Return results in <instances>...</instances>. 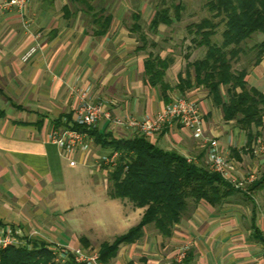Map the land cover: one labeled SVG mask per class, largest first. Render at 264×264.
<instances>
[{"label":"crops","instance_id":"obj_1","mask_svg":"<svg viewBox=\"0 0 264 264\" xmlns=\"http://www.w3.org/2000/svg\"><path fill=\"white\" fill-rule=\"evenodd\" d=\"M101 1L105 0L91 3L95 7ZM119 4L114 13L105 7H95L90 13L71 0H35L23 11L0 15V237L8 230L18 237L39 232L71 249H81L83 238L100 247L140 223L144 209L109 195V172L103 160L111 154L110 149L89 134L88 151H63L50 140V134L73 125L79 90L87 91L92 102H103L112 116V120L104 119L97 126V135L115 139L137 136L132 130L117 127L113 119L142 118L169 103L159 88L147 82L145 61L151 53L174 59L165 76L172 88L171 102L177 95L200 102L202 132L218 141L221 152L233 165L234 176L249 173L244 170L245 154H264V135L243 153L245 131L226 122L223 113H216L203 87L184 94L176 89L187 63L185 54H177L168 45L160 46L158 39L167 27L160 26L159 33L152 36L143 28L150 43L140 50L141 35L130 31L137 12L124 11L123 2ZM95 15L112 17L105 35L97 33ZM154 16L148 19L149 25ZM141 17L144 27L147 19ZM36 43L40 45L38 53L23 62L24 53ZM262 65L264 59L250 71L248 83L264 92V70L258 72ZM146 137L157 147L176 151L206 167L208 146L191 130L176 124ZM233 148L241 152L242 160L232 156ZM223 205H196L192 217H184L176 225L166 253L187 249L190 264H249L263 256L264 242L254 227L263 230L255 212L248 229H242L237 211ZM123 229L126 231L111 235ZM153 238L164 237L156 228L149 233L144 230L141 240L149 244L151 251ZM141 240L129 246L136 247ZM124 246L120 250L129 248Z\"/></svg>","mask_w":264,"mask_h":264},{"label":"trees","instance_id":"obj_2","mask_svg":"<svg viewBox=\"0 0 264 264\" xmlns=\"http://www.w3.org/2000/svg\"><path fill=\"white\" fill-rule=\"evenodd\" d=\"M71 1L86 12L91 13L95 8L91 0ZM206 7L211 17L188 28L190 34L194 35L192 46L196 49L204 48L205 54L194 62H190L189 52L185 54V72L180 73L176 89L184 94L193 88L203 87L213 106L221 109L224 120L228 123L235 122L238 128L245 131L247 144L243 153H247L264 131V92L250 86V72L247 68L236 70L234 64L248 52L255 53L254 67L261 65L264 59V40L249 50L245 48L255 34L264 35V0H207ZM171 8L155 12L149 25L152 34H158L162 25L171 27L181 21L184 10L182 3H173ZM64 9L69 14V8ZM141 18L140 13L133 15L134 24L130 31L141 35L143 46L139 49L145 50L150 42L143 31ZM94 23L99 27L98 35L102 36L110 29L112 17L95 15ZM221 26L224 30L221 34L222 42L218 45L214 43L213 37ZM151 46L155 47L156 44L151 42ZM173 62L172 57L163 59L152 53L145 61L148 84L159 88L167 103L171 102L169 92L172 88L165 81V76ZM72 128L87 132L77 125ZM87 133L95 137L102 147L112 149L120 155L112 171L105 167L109 170V195L112 198L129 200L136 208L144 209L137 226L117 237L114 242L101 245V264H109L114 260L122 246L139 242L144 237V228L148 225H154L162 237H172L176 225L194 208L191 209L190 201L195 206L205 202L217 207L230 197L241 194L219 174L190 161L176 151L157 147L146 136L137 135L131 139L107 138L97 135L96 128ZM231 152L237 160H242L238 149L233 148ZM261 190H264V173L253 184L251 192ZM254 230L264 242L262 231L256 226ZM31 244L35 245L32 249L30 246H9L1 249L0 264H59L55 262L47 243L33 240ZM81 244L84 248H90L91 245L86 238L81 239ZM182 264H190L188 255Z\"/></svg>","mask_w":264,"mask_h":264},{"label":"rangeland","instance_id":"obj_3","mask_svg":"<svg viewBox=\"0 0 264 264\" xmlns=\"http://www.w3.org/2000/svg\"><path fill=\"white\" fill-rule=\"evenodd\" d=\"M120 2H123L124 11L128 12V10H132L134 12L140 13L147 19V21H145V25L143 28L149 36H152L150 35L152 33L148 30L149 29L148 19L151 18L156 11L166 8L172 9L171 7L173 3L178 4L179 2H181L182 5L184 6L181 21L165 29V32L161 34L160 39H158L159 44L160 46H164V47L166 45L171 46L177 54H180L181 52L184 55L189 52L191 54L192 60L201 59L204 56L206 51L204 48L196 49L194 46H192L191 41L194 38V35L190 34L188 28L190 26H194L196 24L201 23L202 20L205 18L211 17V14L209 13L208 8L206 7L207 0H179L176 2H173L172 0H107V1L105 0L96 4L95 7L97 8L105 7L107 8L108 11L114 13L116 12V9H118ZM126 23H129L127 27L130 28L131 26L130 22L126 21ZM223 30H224L223 26H221L218 29L217 35L213 37L214 43L218 45L221 44L222 42L221 34ZM263 40H264L263 34L260 33L255 34L252 37V39L245 45V48L249 50V48L253 47L256 43L262 42ZM189 47H191V49H189ZM254 58H255V53L248 52L246 55H242L240 57V60L234 64V68L236 70H242L247 68L250 72L254 68L253 66ZM258 70H259L258 72L263 71L264 65H262ZM225 92L226 89L224 88L223 93ZM176 99H188L190 101H193L187 96L177 95V97L172 99V102ZM193 102L197 103L198 105L200 103L196 101ZM212 108L214 110H217L216 113H218L221 116L222 114L221 109L214 107L213 103H212ZM232 126L237 127L235 122H232ZM263 135L264 132L262 136ZM110 150H111V154L108 155L107 157L111 158L110 162L112 161L116 162L120 155L119 153L117 154V152H114L112 149ZM257 156L258 155L256 154L255 155L245 154L244 170L249 173H244L245 175H243V177H247L248 175L251 176L252 174L255 176L256 179L252 183L247 185L246 191H241L237 189L242 194L234 195L233 197L228 199L223 206H226V208H234L237 211V216L239 217L240 220L239 223L241 224V228L243 227L242 229H246L248 227L251 221L252 214L253 212H255L256 216L258 217V221L261 226V229L263 230L262 235H264V190L251 192V188L253 184L257 180H259L261 175L264 173V154L259 157ZM105 166L112 171L115 168V163L114 164L110 163L108 165L106 164ZM108 169L107 171L109 172ZM250 169L252 170V172L248 171ZM189 204L191 206V209L195 207L193 201H190ZM192 210L186 214L185 218L192 217L194 211ZM131 214L132 217L135 216L134 212H132ZM131 223L133 224L135 222H131ZM153 229H155L154 225H149L146 229L144 228L145 232L147 231V233H149ZM124 231L126 230L124 229L116 230L111 235H118L119 233H123ZM141 241H142L141 244H138L136 245V247L133 248L130 247L129 245H126L129 246V248L125 250L121 249L119 252L118 259L112 260L109 264H182L183 260L188 254L187 249H180L178 250V252L176 251L172 252L171 250L169 253H166L171 248L168 245L170 243V241H168V238H163V239L153 238L155 244L153 245L152 251L149 250V244L146 241L144 240ZM34 246H35L34 244H31L30 248L32 249ZM100 247L98 245H91L90 248H85L84 250L83 247L81 249L86 253H97L99 255ZM122 248H126V247L123 246ZM164 249L165 251L163 252ZM54 260L59 264H64L61 260L57 261L55 258ZM256 260L257 261L252 260L251 263L249 264H264V255L260 256V258L259 259L257 258Z\"/></svg>","mask_w":264,"mask_h":264},{"label":"built area","instance_id":"obj_4","mask_svg":"<svg viewBox=\"0 0 264 264\" xmlns=\"http://www.w3.org/2000/svg\"><path fill=\"white\" fill-rule=\"evenodd\" d=\"M32 1L35 0H0V15L13 10L23 11ZM39 48V43L30 47L22 56V61L25 63L29 62L38 53ZM77 96L78 104L73 125L82 127L88 132L89 130L97 128L102 120H112V116L106 109L105 104L103 102H92L87 91L78 90ZM113 122L119 128L132 130L137 135L142 136L161 134L166 128L176 124L183 126L191 130L195 138L202 139L208 146L206 164L208 170L219 174L223 179L241 191H246L247 185L256 179L252 174L251 176H242L240 178L232 174L233 165L221 152L218 141L206 137L202 132L204 116L201 107L188 99H176L166 104L155 114H146L142 118H114ZM73 125L64 130L52 131L50 140L63 151H88L89 134L72 128ZM258 144L261 146V140L258 141ZM110 159V157H106L103 163L105 165L110 163L114 164L115 162H110ZM74 164L71 163V165ZM33 240L47 243L55 259L57 261L61 260L64 264L68 262H72L73 264H101L97 253H86L82 249H71L68 246L47 238L39 232L28 237H18L13 230H8L0 237V250L9 246H30V242Z\"/></svg>","mask_w":264,"mask_h":264}]
</instances>
